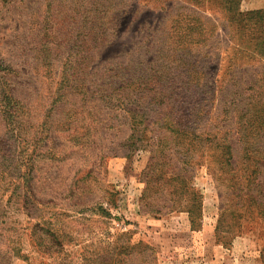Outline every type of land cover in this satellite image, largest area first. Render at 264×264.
<instances>
[{
  "label": "rangeland",
  "instance_id": "374dc122",
  "mask_svg": "<svg viewBox=\"0 0 264 264\" xmlns=\"http://www.w3.org/2000/svg\"><path fill=\"white\" fill-rule=\"evenodd\" d=\"M260 204L264 0H0V264H264Z\"/></svg>",
  "mask_w": 264,
  "mask_h": 264
},
{
  "label": "trees",
  "instance_id": "16d2710c",
  "mask_svg": "<svg viewBox=\"0 0 264 264\" xmlns=\"http://www.w3.org/2000/svg\"><path fill=\"white\" fill-rule=\"evenodd\" d=\"M64 79V78H63ZM66 80H67V82L69 81H71L72 83H73V86H74V81H76V79H74V77L72 78L70 75L68 76H66ZM73 86L72 85H70L69 87L70 88H73ZM118 89V88H117ZM115 91V90H114ZM46 124L48 125V122H46ZM187 125V124H186ZM196 130H193L192 131V137L194 138V139H200L199 138V136H196ZM225 143H226V145H224V146H222V147H220L221 148V152L222 153H214L212 156L213 157H216V156H219L220 157V155H221V157H222V159H223V162H222V164H225L226 165V167H228V168H230V167H232V165H233V163H232V158H233V156H232V149H233V147L231 146V144H230V141H229V139H227V140H225ZM219 144V143H218ZM218 150H220L219 149V147H218ZM261 205V213H264V205L263 204H260ZM262 218H264V215H262ZM222 223H223V221H222V219H220L219 220V223H218V226H217V232H219L220 230V228H222ZM219 230V231H218ZM134 249H139V251H141V252H143V250L144 249H148V250H152L150 247H148V246H145V245H143V244H139V245H137V246H133V245H126L125 246V249H124V252L126 253V254H128L129 252H131L132 250H134Z\"/></svg>",
  "mask_w": 264,
  "mask_h": 264
}]
</instances>
